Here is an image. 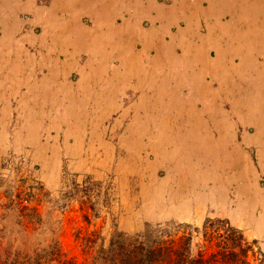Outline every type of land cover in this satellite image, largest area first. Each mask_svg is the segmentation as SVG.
<instances>
[{
	"label": "rangeland",
	"instance_id": "1",
	"mask_svg": "<svg viewBox=\"0 0 264 264\" xmlns=\"http://www.w3.org/2000/svg\"><path fill=\"white\" fill-rule=\"evenodd\" d=\"M193 1L152 0L169 22L153 23L152 10L135 14L149 0H112L114 14L97 19L78 0H0V228H14L3 208L21 194L75 264L92 231L108 242L115 231L199 230L207 220L228 222L264 255V129L256 144L236 104L254 118L264 80L237 45L217 57L189 34L184 45L171 40L191 19L187 6L199 16ZM199 4L221 25L216 35L252 42L253 30L239 26L258 20L264 36V0ZM127 19L140 37L116 38ZM204 22L194 28L200 36ZM222 111L230 127L219 132Z\"/></svg>",
	"mask_w": 264,
	"mask_h": 264
},
{
	"label": "trees",
	"instance_id": "2",
	"mask_svg": "<svg viewBox=\"0 0 264 264\" xmlns=\"http://www.w3.org/2000/svg\"><path fill=\"white\" fill-rule=\"evenodd\" d=\"M7 201L2 220L15 226L0 228V264H75L36 207L21 194ZM80 246L82 264H264L255 242L222 220H207L199 230L164 225L133 236L115 231L108 242L92 231Z\"/></svg>",
	"mask_w": 264,
	"mask_h": 264
},
{
	"label": "crops",
	"instance_id": "3",
	"mask_svg": "<svg viewBox=\"0 0 264 264\" xmlns=\"http://www.w3.org/2000/svg\"><path fill=\"white\" fill-rule=\"evenodd\" d=\"M80 5H84V7L81 9L82 14L83 15H88V16H94L95 19H97V16H112L114 14V5L112 0L108 1H101V0H78ZM127 1V0H125ZM82 3V4H81ZM106 5L109 8H106ZM192 5H196L197 9H195V11L197 12V14L199 16H197L194 13H190V7L187 6L186 9H189V12H186V17H190L191 19L187 20L188 25H186V29L179 31L174 37L171 38V40L175 41L178 44V40L181 41L180 45H184L185 42H188V37L187 34L191 35V38H195V39H199L200 43L202 44L201 46H199V48L197 47V49H201V48H208V49H215V51L218 53L217 57L219 55L220 52H223L225 54L226 50L228 49L227 46L229 44L231 45H237L238 47L237 49V54L239 55V60H244L245 61V65H251V67L256 68L255 74L259 77V79L262 81L264 80V65L262 64V66H259L258 63V58L259 56H264V36L261 33V30L263 28L262 25H258V20L257 22H252L249 23L247 25L244 24H240L239 29L240 30H246L248 29H252L253 30V40L252 42L249 43H244L241 40L239 41L236 37L232 36L231 34H227V33H221L219 35V33L216 35V33L220 30L221 25L217 24L216 22H210V18L207 17V15H200V12L202 10V7H200L199 4V0H195L193 1ZM137 5L134 4V7H136ZM139 7L140 9L135 10V14H138L139 12L145 10V9H149L152 10L155 14V17H153L154 20H152V22L154 23V21H159V22H163V23H169L164 18H161L159 16V11H161L163 8L161 7H156V9H152V7H154L152 5V0H149L147 6L140 4L139 2ZM192 8V7H191ZM205 9V8H203ZM193 10V9H192ZM186 11V10H184ZM137 12V13H136ZM194 16L196 17V19L194 21H197L195 23V26H193L194 22H192V18L194 19ZM130 18V17H129ZM200 20L205 21L204 23L207 25H210L207 31V34L200 36L198 35V33L195 32L194 28L198 27V24L200 23ZM4 24L6 23L5 19H4ZM210 23V24H209ZM193 26V27H192ZM51 28H53L51 26ZM113 30V28H112ZM115 32H116V38H120V37H124L123 35H119V32H126L129 33V38L134 39V35H137L138 37L141 36V32L138 30V28L135 26V24L130 23V20H124L123 25L121 26V28H114ZM197 30V29H196ZM198 31V30H197ZM188 32V33H187ZM191 32V33H189ZM155 34L154 35V40H155V46L161 47L163 48L164 43H163V39L161 36V32L160 30H152L149 31V34ZM149 34L145 33L146 37L149 36ZM219 38L217 40H214V36H218ZM150 37V36H149ZM187 37V38H186ZM213 37V38H212ZM186 38V39H185ZM239 38V37H238ZM242 38V37H240ZM190 39V36H189ZM249 53L251 55H249ZM206 54V53H205ZM201 56H203L202 54H200ZM216 57V58H217ZM215 58V59H216ZM201 60H203V62L209 66V64L211 62H208L207 57L204 55L203 59L201 58ZM213 63H211L210 65H212ZM216 64L213 65V67ZM200 74V72H199ZM263 76V77H262ZM16 83V82H15ZM220 84V83H219ZM263 88H264V84H263ZM223 89V87H221L220 84V88L217 90H221ZM212 94V93H211ZM208 95V92H207ZM212 96V100L216 101L218 103L221 102V98L220 99H214V97L216 96V94L211 95ZM223 96V95H222ZM236 104L239 105L238 106V112H237V118L239 120L240 124H243L244 126H252L253 131H254V141L256 144L259 143V139H261V135H262V130L264 129V108L260 109L258 112H255V117L252 118L251 116H248L245 111L242 108V103L236 100ZM218 111V110H217ZM222 115V117L220 116ZM220 115H218V117H215L216 119L219 118L221 121L218 124V129L219 132H221L222 130H224L226 128V126L229 128L230 127V123H229V118H230V113H226L225 111H222L220 113ZM227 116V117H225ZM234 117V116H233ZM254 119V120H252ZM252 120V121H251ZM222 122V123H221ZM221 129V130H220ZM251 138H248V140Z\"/></svg>",
	"mask_w": 264,
	"mask_h": 264
},
{
	"label": "bare ground",
	"instance_id": "4",
	"mask_svg": "<svg viewBox=\"0 0 264 264\" xmlns=\"http://www.w3.org/2000/svg\"><path fill=\"white\" fill-rule=\"evenodd\" d=\"M219 60H220V59H219ZM242 76H243V75H242ZM262 77H263V76H262ZM242 79H243V77H242ZM244 79H245V78H244ZM244 79H243V80H244ZM243 80H241V81H243ZM255 80H256V79H255ZM244 82H246V81H244ZM244 82H243V83H244ZM261 90H263V89H261ZM262 97H263V96H262ZM260 98H261V97H260ZM257 108H258V107H257ZM256 110H257V109H256ZM226 138H227V137H226ZM194 150H195V149H194ZM205 153H206V152H205ZM196 156H197V155H196ZM205 160H206V159H205Z\"/></svg>",
	"mask_w": 264,
	"mask_h": 264
}]
</instances>
